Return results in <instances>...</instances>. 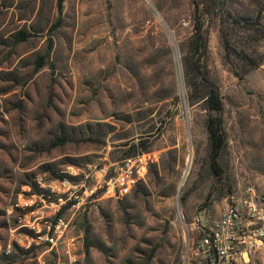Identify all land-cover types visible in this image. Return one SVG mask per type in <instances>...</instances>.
<instances>
[{
	"label": "rangeland",
	"instance_id": "obj_1",
	"mask_svg": "<svg viewBox=\"0 0 264 264\" xmlns=\"http://www.w3.org/2000/svg\"><path fill=\"white\" fill-rule=\"evenodd\" d=\"M203 75L223 106L215 165ZM247 184L264 189V0H0V264H184L195 218ZM46 222L53 244L30 228Z\"/></svg>",
	"mask_w": 264,
	"mask_h": 264
},
{
	"label": "built area",
	"instance_id": "obj_2",
	"mask_svg": "<svg viewBox=\"0 0 264 264\" xmlns=\"http://www.w3.org/2000/svg\"><path fill=\"white\" fill-rule=\"evenodd\" d=\"M139 158L124 160L115 170V176L105 183L106 196L120 197L136 175ZM62 220L57 227L64 226ZM196 234L186 244L184 264H252L255 254L264 248V189L247 184L238 199L225 203L218 217L211 223L204 215L195 218ZM45 233L39 224L30 228L39 234V241L53 244L54 226L46 222ZM10 242H0V255L12 253Z\"/></svg>",
	"mask_w": 264,
	"mask_h": 264
},
{
	"label": "trees",
	"instance_id": "obj_3",
	"mask_svg": "<svg viewBox=\"0 0 264 264\" xmlns=\"http://www.w3.org/2000/svg\"><path fill=\"white\" fill-rule=\"evenodd\" d=\"M62 13V2H58V14L59 20L54 25V28H57L60 25ZM192 48L194 54L196 55L195 63L199 65L205 50H206V39L203 35L202 25L199 21H196L195 24V34L192 39ZM225 49H226V59L229 61L231 57L237 59L243 67H247V71L251 69H257L259 67V63L255 60L251 59L247 55L236 51L234 48L230 46L228 41H225ZM199 69V68H198ZM207 83V96L206 102L207 107L210 111V116L207 123V131L209 135L210 141V159L213 165L217 164V160L220 155L223 153L226 147V137L223 130V106L220 100V94L218 88L209 82L206 77L203 75L202 78Z\"/></svg>",
	"mask_w": 264,
	"mask_h": 264
}]
</instances>
